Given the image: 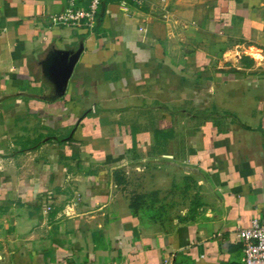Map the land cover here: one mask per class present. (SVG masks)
Returning <instances> with one entry per match:
<instances>
[{"label": "crops", "instance_id": "obj_1", "mask_svg": "<svg viewBox=\"0 0 264 264\" xmlns=\"http://www.w3.org/2000/svg\"><path fill=\"white\" fill-rule=\"evenodd\" d=\"M67 5L0 0V264H243L264 0H101L93 33L52 23ZM194 188L180 223L133 203Z\"/></svg>", "mask_w": 264, "mask_h": 264}, {"label": "built area", "instance_id": "obj_2", "mask_svg": "<svg viewBox=\"0 0 264 264\" xmlns=\"http://www.w3.org/2000/svg\"><path fill=\"white\" fill-rule=\"evenodd\" d=\"M117 1L122 9L129 6L140 8L144 4V0ZM100 6L101 0H86L85 6L80 5L79 0H68L66 10L52 17L51 21L57 26L74 30L85 28L93 33ZM49 209L50 207H46L47 211ZM236 231L244 255L243 264H264V224H261L258 219H253L248 228L237 226ZM171 257V255L165 256L163 264H173Z\"/></svg>", "mask_w": 264, "mask_h": 264}, {"label": "rangeland", "instance_id": "obj_3", "mask_svg": "<svg viewBox=\"0 0 264 264\" xmlns=\"http://www.w3.org/2000/svg\"><path fill=\"white\" fill-rule=\"evenodd\" d=\"M191 187L190 183L188 185ZM196 188L193 190L189 191H178V190H172L170 191L166 196L162 195L158 197H154V195H147L145 197L141 196H136L133 198L134 204H139L140 202L142 203L139 204L141 207V210L146 211V212H152L153 217L157 218L159 220L158 223H161L163 221H166L167 218H171L175 216L176 222L180 223L183 219H186L189 215L191 217V213H195L196 210L198 209V206H196V201H197V195L199 194L196 192ZM189 198L187 199V202L189 203L188 205H185L186 198L185 196H188ZM181 196L182 199L180 198ZM141 197V198H140ZM180 202L183 204L181 205ZM182 214V211H184ZM173 213V214H172ZM173 215V216H171ZM185 215V217H184Z\"/></svg>", "mask_w": 264, "mask_h": 264}, {"label": "water", "instance_id": "obj_4", "mask_svg": "<svg viewBox=\"0 0 264 264\" xmlns=\"http://www.w3.org/2000/svg\"><path fill=\"white\" fill-rule=\"evenodd\" d=\"M71 66V63H68V66L66 64H63V66L61 67V73L62 75H65L67 70L69 69V67Z\"/></svg>", "mask_w": 264, "mask_h": 264}]
</instances>
